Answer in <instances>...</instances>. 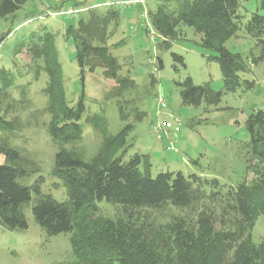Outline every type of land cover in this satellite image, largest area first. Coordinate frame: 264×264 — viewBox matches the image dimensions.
<instances>
[{
    "label": "rangeland",
    "instance_id": "374dc122",
    "mask_svg": "<svg viewBox=\"0 0 264 264\" xmlns=\"http://www.w3.org/2000/svg\"><path fill=\"white\" fill-rule=\"evenodd\" d=\"M117 1L29 0L14 15L0 17V69L8 71L12 79L8 86L0 80V115L15 125L13 130L0 131V146L7 143L20 152L18 163L29 172L19 178L21 184L32 187L40 183V194L32 188L31 201L23 206L28 227L9 230L0 226V264L77 261L71 233L48 235L36 221L32 207L40 195H52L58 202L69 200L64 182L53 174L60 150L93 161L101 154L106 139L130 123L133 127L127 136L126 160L136 153L148 155L153 177L160 172L182 171L186 176L197 174L209 181L216 179L219 186L208 185L206 190L209 194L220 190L222 195L204 197L184 208L166 203L142 210L134 218L137 225L156 230L176 221L197 223L203 215H211L216 230L234 227V213L224 211L230 201L228 193L244 180L251 182L260 165L258 159L250 160L251 137L246 123L252 113L264 108V59L252 63L253 57L262 54V47L245 31V24L253 13L264 15V0H239L242 29L225 44L251 64V71L243 73L242 78L255 82L252 88L243 85L235 92L224 90L219 63L208 59L216 53L200 45L202 35L192 26L181 24L171 47L161 48L162 37L147 13L164 0H151L146 8L140 4L119 6V25L115 29L110 27L114 32L107 45L117 58L119 77L134 82L120 91L119 83L107 78L101 66L94 72L86 69L83 81L76 59L77 47L67 36V29L77 27L91 8L105 12L115 7ZM177 6L173 2L168 11ZM44 31L54 36L69 105L76 106L84 94L85 111L80 120L83 133L76 141L57 142L50 133L52 116L45 91L49 77L43 60L34 58L30 50ZM173 53L183 56L184 62L175 60ZM188 77L196 85L222 91L220 102L211 105L203 99L199 105L184 104L179 83ZM160 96L165 98L166 107L160 105ZM94 116L104 117L105 122L97 127L100 118L92 120ZM174 117L181 121L180 131L172 130ZM163 120L172 128L159 134L155 126ZM11 163L0 151V165ZM98 205L95 217L126 221L121 206L106 200ZM243 239H250L257 246L264 241V215L258 216Z\"/></svg>",
    "mask_w": 264,
    "mask_h": 264
},
{
    "label": "trees",
    "instance_id": "16d2710c",
    "mask_svg": "<svg viewBox=\"0 0 264 264\" xmlns=\"http://www.w3.org/2000/svg\"><path fill=\"white\" fill-rule=\"evenodd\" d=\"M28 1L0 0V17L14 15ZM150 2L139 4L146 8ZM173 2L178 6L168 11ZM119 6L122 4L117 3L105 12L91 8L77 27L70 26L66 34L76 44L82 80L86 69L94 72L101 66L105 68V76L115 79L122 91L134 81L119 77L117 58L107 45L120 22ZM147 14L162 37L161 48L171 47L181 24L192 26L200 33V45L216 53L208 59L219 63L225 91L235 92L243 85L247 88L255 85L254 81L242 78L243 73L251 71V64L241 53H233L225 45L242 29L239 0H164ZM245 31L262 47V54L252 58L254 64L264 59V15L253 13L245 24ZM36 40L30 50L34 58L43 60L49 77L45 91L52 116L50 133L57 142L79 140L83 133L80 120L85 111L84 94L76 106L69 105L53 34L44 31ZM173 56L184 62L183 56L176 53ZM159 63L162 66L160 58ZM9 75L8 71L0 69V80L7 86L12 80ZM179 85L184 104L199 105L203 99L211 105L220 102L222 91L214 92L208 85H196L191 77ZM99 118L97 127L105 118H91L95 121ZM122 119L126 120L124 115ZM246 126L251 137L250 160L256 158L260 165L251 182L244 180L228 193L230 201L224 211L235 215L231 229L216 230L211 215H203L197 223L176 221L156 230L137 225L134 218L142 210L166 203L184 208L204 197L222 195L220 190H212L210 194L206 190L208 185L219 186L216 179L209 181L197 174L186 176L182 171L160 172L153 177L148 155L136 153L126 160L124 154L127 136L133 127L131 123L117 135L108 137L101 154L93 161H84L66 149L60 150L53 174L64 182L69 200L58 202L52 195H40L32 207L33 215L50 236L71 233L77 259L71 264H264V241L257 246L250 239L241 240L258 216L264 215V108L252 113ZM14 127L12 121L0 115V131ZM0 151L12 161L0 165V226L9 230L24 229L28 222L23 206L31 201L32 188L40 194V183L32 187L21 184L19 178L29 172L18 163L20 152L7 143L0 146ZM104 200L121 206L126 221L95 217L98 202Z\"/></svg>",
    "mask_w": 264,
    "mask_h": 264
},
{
    "label": "built area",
    "instance_id": "2783aa9c",
    "mask_svg": "<svg viewBox=\"0 0 264 264\" xmlns=\"http://www.w3.org/2000/svg\"><path fill=\"white\" fill-rule=\"evenodd\" d=\"M148 0H122V1H119L117 3H120L124 6H131V5H135V4H139V3H142V4H145ZM156 70H158L157 68H155ZM159 102H160V105L163 106V107H166L167 106V103H166V100L163 96H160V99H159ZM170 123H168L167 120H163L162 122H158L156 124V130L159 134H161L162 130L164 132H166L167 130H169V127H170ZM172 128V126H171ZM181 129V121L179 118H175L174 117V127L172 128V130H175V131H180ZM174 148V147H172Z\"/></svg>",
    "mask_w": 264,
    "mask_h": 264
}]
</instances>
